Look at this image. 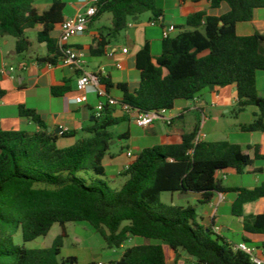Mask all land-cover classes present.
I'll use <instances>...</instances> for the list:
<instances>
[{"label": "trees", "instance_id": "1", "mask_svg": "<svg viewBox=\"0 0 264 264\" xmlns=\"http://www.w3.org/2000/svg\"><path fill=\"white\" fill-rule=\"evenodd\" d=\"M33 3L0 0V36L12 37L15 53L23 54L32 46L25 31L41 25L36 40L47 44L50 56L40 62L55 66L60 52L49 34L62 22L65 4L52 0L51 7L38 14ZM207 3L213 9L226 3L230 10L221 17L203 11L190 14L175 36L162 39L157 57L145 44L135 56L139 87L132 94L126 84H119L120 102L141 113L171 111L176 101H191L206 88L235 85L237 112L251 106L257 109L255 119L241 131L264 134V98L257 91V73L264 72V36L239 37L235 31L237 23L250 21L256 9H264V0ZM145 13L153 19L162 15L156 0H101L93 20L110 14L107 38H116L131 18ZM108 43V39L99 41L92 55L101 56ZM99 79L109 92L110 80ZM64 92L65 88L53 89L56 96ZM4 94L0 88V99ZM18 113L37 131L0 129V264H78L74 256L61 260L59 255L68 237L66 225L81 222L92 227L111 250L120 249L129 237L147 242L126 249L118 262L108 264H166L162 244L182 250L198 264H250L246 254L197 222L194 207L164 204L160 196L199 194L201 204H207L217 193H236L231 209L240 217L245 204L264 198V182L252 189L225 188L218 175L225 170L242 174L264 161V145L247 146L250 157L229 141L194 143V129L178 144L142 149L120 174L126 178L124 184L115 188L105 180L103 159L114 137L111 129L124 118L113 117L106 106L83 136L60 148L59 138H75L78 133L47 132L34 110L19 106ZM55 224L61 232L49 248L29 250L14 243L18 233L24 243L46 237ZM244 230L264 235V211L245 222Z\"/></svg>", "mask_w": 264, "mask_h": 264}, {"label": "crops", "instance_id": "2", "mask_svg": "<svg viewBox=\"0 0 264 264\" xmlns=\"http://www.w3.org/2000/svg\"><path fill=\"white\" fill-rule=\"evenodd\" d=\"M61 1L65 4L62 22L66 18L82 14L85 9L83 0ZM51 4L52 0H34L33 7L38 14H42L51 7ZM156 6L161 10L162 15L161 20L156 22L154 26L150 25L154 20L152 15L146 21L141 20L143 16L141 15L131 18L128 21L126 30L119 36L107 38L109 35L108 29L111 27V15L104 14L92 20L84 34L71 38L68 43L72 49L83 55L85 61L83 71L85 73L97 74L110 80L112 88L108 93L118 101L121 100V93L117 89L119 84H126L128 92L132 94L138 89L140 76L139 71L135 67L136 53L145 44H148L151 48L152 56L157 57L161 51V33L164 28L174 26L175 32L178 31L179 27L184 25L186 18L195 12L203 11L207 16L221 17L230 10L226 3H221L218 8L213 9L209 6L207 0H156ZM102 20L105 25L97 26V23ZM61 23H56L53 31L49 34V39L52 40L53 46H57ZM40 31H42L41 25H36L34 28L25 31V36L32 42V46L23 54L15 53V40L12 37L10 38L13 40H8L7 37L0 36V88L5 92L0 99V129L3 131H37L35 124L26 118L20 117L18 108L19 106H24L27 109L34 110L40 116L47 132L60 134L73 131L83 136V131L94 124L95 107L99 99L96 95L90 94L87 96L85 103L76 104L73 102L74 98L80 95L76 90V79L79 74L60 62L55 66L40 62V59L50 56L46 49L47 44L45 42L38 43L36 40L37 33ZM235 31L239 37H250L255 34L264 36V9H256L250 21L237 23ZM29 33L35 34V39H30L28 37ZM103 39L109 40L104 53L98 57L93 56L92 48ZM262 49L264 51V45ZM261 79L264 85V76ZM55 88H65V92L60 96H56L53 94V89ZM257 91L258 96L264 98V93L259 90L258 77ZM178 102L176 101V103ZM176 103L174 108L168 112V115L173 118L171 125L167 126L162 122H155L148 128L141 129L143 135L139 138L132 137V127H136L132 122V117L125 115L118 106L109 108L113 117L124 118V121L112 129L115 131V136L120 139H126L128 145H126V154L122 153L120 156H114L108 152L105 155L103 159L105 173L107 166L112 165L118 168V174L120 175L124 166L132 164L142 149L158 145L178 144L184 134H188L194 129H197V132H201L202 127L206 126L208 122L210 108L220 107L225 113H228L227 108L235 107L236 86L215 87L206 92V94L200 93L195 99L185 101L184 105L176 107ZM189 112H193L195 115L194 123L189 122ZM165 126L166 128L164 129L163 127ZM241 126L238 127L235 133L228 135L226 139H219L218 141H229L237 144L242 148L243 153L252 157V151L248 150L247 146L264 145V134L260 133L262 140L259 142L248 141L243 143L242 138L245 135L248 134V137L251 138L254 133L242 132ZM58 129L61 130L60 133H56ZM205 138L203 141H206ZM77 139L78 137L59 138L57 145L60 148L69 147ZM132 143H135L137 154H134L132 149H130L133 146ZM243 146L246 150L243 149ZM128 152L132 154L131 158L127 157ZM258 169H261V171H258ZM233 174L239 177L244 175L251 176L253 181L248 184L241 183L243 185L233 184L225 186L222 180H228L229 176ZM222 176H225V179ZM218 179L221 180L222 186L225 188L252 189L264 182V167L255 163L242 174H236L233 170H225L219 173ZM246 185L248 187H245ZM218 194H215L209 203L204 204L211 211L202 208V211L198 214L195 209L197 222L204 227H209L212 232L213 227H217L219 231L215 235L230 244L244 243L264 252V235L251 234L244 230L245 222H249L251 217L264 211V198L245 204L242 216L235 217L232 214L231 207L236 199V193H221L224 196V201L217 204ZM174 197H176V201H174ZM192 201L201 204V195L174 193L171 196V204L176 206H192L190 204ZM180 203H185V205H177ZM224 204L228 205L231 217L237 221L236 229L224 227L220 223L221 218L225 215H220L219 208ZM247 207H250V210H247ZM127 243L129 244L127 247L124 244L120 249L124 248L125 251L130 247L144 245L147 242L140 238L129 237ZM162 249L166 264H198L194 258L188 256L180 249L173 250L165 244H162ZM123 252H112L111 259L107 263L101 261L96 263L118 262Z\"/></svg>", "mask_w": 264, "mask_h": 264}, {"label": "rangeland", "instance_id": "3", "mask_svg": "<svg viewBox=\"0 0 264 264\" xmlns=\"http://www.w3.org/2000/svg\"><path fill=\"white\" fill-rule=\"evenodd\" d=\"M150 16L151 13H145L143 14L141 20L146 21L150 18ZM100 25H105L103 20L100 23H97V26ZM177 33L178 31L172 33L171 37L175 36ZM4 37H7L8 40H13L9 36ZM28 37L30 39H35V34L29 33ZM263 76L264 72L257 73L259 90L261 91V93H264V85L261 79L263 78ZM209 90V88H206L201 92V94H206V92H209ZM184 104L185 101H179L178 103H176V107ZM227 111L228 113H225L224 110L220 107L209 109L208 122L206 126L202 127L201 129V132L206 135V141L215 142L219 139H226L228 135L235 133L239 126L251 123L255 119L253 113H257L256 107L253 106L247 107L242 113H238L236 107L227 108ZM188 118L189 122L194 123L195 115L193 112L188 113ZM163 128L165 129L166 126ZM112 131L114 137L110 142L108 152L114 156H120L122 153L126 154V145H128V141L126 139H120L116 137L115 131L111 129V132ZM131 133L133 138H139L143 135V131H141V129L137 127H132ZM77 137H81V134ZM261 140L262 136L260 133L252 134L251 138H249L247 134L245 135V137L242 138L243 143H247L248 141L259 142ZM132 145L133 146H131L130 149H132L134 154H137L138 152L137 149H135V143H132ZM243 149L246 150L244 146ZM256 165L264 167V161L257 162ZM105 174V180L109 181L112 187L120 188L126 181L125 177L118 174V168L116 166H107ZM251 181H253V178L251 176L244 175L243 177H239L234 174L230 175L228 180H222L225 186L233 184L243 185L241 183L248 184L251 183ZM245 187H248V185H246ZM171 196H173L172 193H162L160 196V200L164 204L172 205ZM174 201H176V197H174ZM190 204L197 210L198 214H200L202 208L207 211H211L204 204H198L194 201L190 202ZM177 205H185V203H180ZM247 210H250V207H247ZM219 213L220 215H225L220 220L221 225H224V227H232L233 229H236L237 221L236 219L231 217L228 205H222V207L219 208ZM60 232V227L55 224L53 225L46 237H40L35 239L34 241L24 243L22 242L20 233H18L14 237V243L23 246L25 249L29 250L49 248L54 238L59 235ZM66 232L68 237L65 239L64 246L61 249V253L59 255V259L61 260L74 256L77 258L78 264H90L92 262L99 261L107 263L111 259L112 252L121 253L124 251V248L113 251L111 249H108L102 238L96 233V231L92 227H90L85 222L67 224ZM125 245L126 247L129 245L127 241L125 242Z\"/></svg>", "mask_w": 264, "mask_h": 264}, {"label": "built area", "instance_id": "4", "mask_svg": "<svg viewBox=\"0 0 264 264\" xmlns=\"http://www.w3.org/2000/svg\"><path fill=\"white\" fill-rule=\"evenodd\" d=\"M83 2L85 4V9L82 14L66 18L60 24V35L57 39L56 46L60 52V58L58 62L71 68L73 71L79 74L76 79V90L80 93V95L75 97L73 102L76 104L85 103L87 101V96L94 94L99 99V102L95 107V118L102 116V112L106 106L109 108L118 106L125 115L132 117L133 124L139 129H146L155 122H162L167 126L171 125L173 118L168 115L169 111L167 109L153 110L146 113L133 110L128 105L121 103L109 95L104 85H102L100 82V75L88 74L83 71V67L85 65L83 55L72 49L68 43L71 38L85 33L89 24L97 14L98 5L100 4L101 0H83ZM160 20L161 17H157L150 23V25L154 26L155 23ZM173 32H175L174 26H168L164 28L161 33L162 39L170 37ZM204 138L205 135L198 131L193 142H201L204 140ZM127 157L131 158L132 154L128 152ZM130 165L131 164H126L123 168V171L128 170ZM222 178L225 179V176H222ZM223 201L224 196L223 194L219 193L217 196V204ZM218 231L219 229L217 227H213L214 234H218ZM234 249L246 254L249 258L250 264H264L263 251H260L255 247L248 246L244 243L234 245Z\"/></svg>", "mask_w": 264, "mask_h": 264}, {"label": "water", "instance_id": "5", "mask_svg": "<svg viewBox=\"0 0 264 264\" xmlns=\"http://www.w3.org/2000/svg\"><path fill=\"white\" fill-rule=\"evenodd\" d=\"M61 132V130L60 129H58L57 131H56V133H60Z\"/></svg>", "mask_w": 264, "mask_h": 264}]
</instances>
